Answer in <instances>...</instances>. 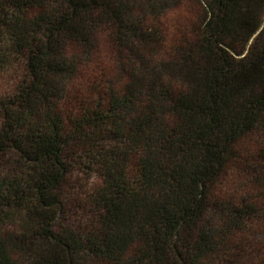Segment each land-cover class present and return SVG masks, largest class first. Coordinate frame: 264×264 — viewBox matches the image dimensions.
I'll list each match as a JSON object with an SVG mask.
<instances>
[{"label": "trees", "instance_id": "16d2710c", "mask_svg": "<svg viewBox=\"0 0 264 264\" xmlns=\"http://www.w3.org/2000/svg\"><path fill=\"white\" fill-rule=\"evenodd\" d=\"M0 264H264V0H0Z\"/></svg>", "mask_w": 264, "mask_h": 264}, {"label": "rangeland", "instance_id": "374dc122", "mask_svg": "<svg viewBox=\"0 0 264 264\" xmlns=\"http://www.w3.org/2000/svg\"><path fill=\"white\" fill-rule=\"evenodd\" d=\"M177 9V14L171 13L167 16L166 25L170 30L171 34L177 33V30L181 29V25H185L190 22L194 17V13L197 9V4L193 2L185 1ZM178 21V22H177ZM113 46L109 42L105 34L100 37V42L97 44L96 50L90 55V61H88V71L77 81V89L80 87L86 88L88 85H92L96 81V78L104 76L108 73V69L112 67L113 60ZM74 53V52H73Z\"/></svg>", "mask_w": 264, "mask_h": 264}]
</instances>
